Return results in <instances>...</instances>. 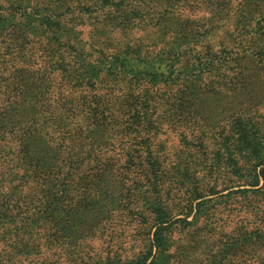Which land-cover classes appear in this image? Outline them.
<instances>
[{"label": "trees", "instance_id": "obj_1", "mask_svg": "<svg viewBox=\"0 0 264 264\" xmlns=\"http://www.w3.org/2000/svg\"><path fill=\"white\" fill-rule=\"evenodd\" d=\"M139 29L154 36L137 38ZM22 55L26 66L16 64ZM261 57L264 0H0V264H59L61 234L77 227L72 214L105 195L114 176L98 173L110 160L86 142L93 136L82 138L91 125L116 137L124 129H109L115 121L152 124L164 89L179 87L169 99L183 102L200 87L230 83ZM262 178L264 169L253 185ZM201 190H181L192 199L189 212L178 197L147 207L157 231L148 252L128 264H174L169 228L188 221L193 201L207 196ZM262 207L252 205V231L226 235L207 264H264ZM102 221L91 226L94 236L109 223Z\"/></svg>", "mask_w": 264, "mask_h": 264}, {"label": "rangeland", "instance_id": "obj_2", "mask_svg": "<svg viewBox=\"0 0 264 264\" xmlns=\"http://www.w3.org/2000/svg\"><path fill=\"white\" fill-rule=\"evenodd\" d=\"M134 32L145 41L154 36L148 30ZM85 33L87 41L89 31ZM27 61L22 55L16 64L26 66ZM248 67L232 81L229 78L230 83L212 90L200 87L183 102L169 99L176 98L179 87L164 89L152 124L115 121L109 129L114 125L124 129L116 137H112L115 129L107 131L101 123L91 125L82 138L93 136L86 142L111 163L100 165L105 170L99 168L98 173L114 178L106 183L105 195L96 206L72 214L77 227L61 234L65 246L59 252V264H128L138 259L151 248L157 231L152 227L154 221L146 216L147 207L178 197V202H183L181 211L189 212L192 199L187 201L181 190L194 186L207 196L193 201L195 210L188 221L169 228L172 239L166 249L176 251L174 264H207L208 253L220 248L226 235L252 231V222L257 220L252 205L264 209V193L257 190L264 186V178L253 185L255 174L264 169V58L252 59ZM144 128L152 129L153 136L135 131ZM236 168L241 172L236 174ZM165 187L166 195L158 192ZM111 211L113 219L105 220ZM102 220L109 223L94 236L91 226ZM81 221H88V226H79Z\"/></svg>", "mask_w": 264, "mask_h": 264}]
</instances>
